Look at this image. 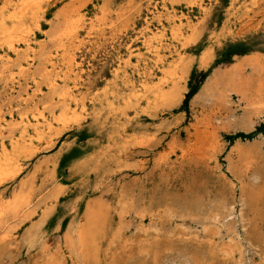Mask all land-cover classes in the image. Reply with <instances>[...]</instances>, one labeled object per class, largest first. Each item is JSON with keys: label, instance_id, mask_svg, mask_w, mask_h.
<instances>
[{"label": "rangeland", "instance_id": "rangeland-1", "mask_svg": "<svg viewBox=\"0 0 264 264\" xmlns=\"http://www.w3.org/2000/svg\"><path fill=\"white\" fill-rule=\"evenodd\" d=\"M163 1L39 0L0 43V149L31 125L0 174V264H264V0ZM162 3L205 12L173 42ZM162 28L176 93L120 115Z\"/></svg>", "mask_w": 264, "mask_h": 264}, {"label": "bare ground", "instance_id": "bare-ground-1", "mask_svg": "<svg viewBox=\"0 0 264 264\" xmlns=\"http://www.w3.org/2000/svg\"><path fill=\"white\" fill-rule=\"evenodd\" d=\"M38 3H39V0H17L14 4L11 5L12 6V13L9 14L8 18H6V19L3 18L4 20L0 24V43H1V46H2V44H8L7 43V37H9V35L14 33L15 31H18L19 27H21V26L23 27V25L25 24V22L27 21L29 16L32 14V12L35 11ZM158 9L170 10V12L172 14L170 19H172L173 21H176V23H177L176 27H174L172 29L171 40L173 42L174 41H180V39L182 40V38L184 37L183 30L186 28H189L191 26L189 23H192V21H191L192 18L190 16L192 7H186L184 9V11L178 12L177 8H174L173 6L168 7L165 3H162L160 8H158V6H152L151 14L158 12ZM193 11L197 12L198 14H201V12H205V7L200 3V4L196 5V7L194 8ZM157 14H159V13H157ZM8 22L10 23L9 25H7ZM164 37H166L165 28H162L160 31H158L157 33H154L150 37L151 41L155 42V47H153V50H151L150 54L152 56H153V54L156 55L155 56L156 58L152 61H154L153 66L156 68V71H157L156 75L158 76V78L154 79L152 77L153 74L149 73L148 71L136 70L135 73L138 76L139 84L133 83L131 81L130 77H127L125 79V85L124 86L129 91H128V93H122L120 95L112 94L113 100L108 104V106L111 110H114L113 109L114 103H117L119 105L117 108V111L120 113V115H123V116L133 115L135 117L137 109L143 103L146 104L148 108H152L156 103H164V104L167 103L175 95L176 90H177L176 89L177 82L180 78L178 71H179V68L181 66V61H173V60L165 58L164 55L163 56L159 55L158 47L163 48L162 43L164 42V39H165ZM185 45H187V44H185ZM35 46H36V43L34 42V40L26 39L25 44L23 46L25 49L23 51L20 50L19 48L15 47V46H12V45H10L8 49L11 51L13 56L19 57V56H21L22 53L26 54V55H29V53H32ZM168 54L172 55V52L169 51ZM9 58H10L9 55H4V56L0 57L1 61H4L6 63H9L8 62ZM137 60L139 61V58H137ZM77 68H79V67H77ZM150 70H152V69H150ZM114 73H115L114 77H117L119 74L118 69H116V71ZM65 97H66L65 94H62V100H65L67 98V97L66 98ZM115 107H117V106H115ZM67 110L69 111V109H67ZM41 119H42L41 121L39 119H36L35 123L34 122L32 123V129L36 133H38L40 131V129L43 127V125H45V126L49 125L47 123V121L45 120V116L42 117ZM23 123H25V125H23V127H22V129H23L22 132L20 131L21 135L19 136L18 140H16V141L14 140V142L10 146V149H8L6 146H4V144L1 145L2 146L0 149V174L1 175L3 172H5V171L7 172L8 169H11V168H8L11 165H15L17 167L15 174H12L11 177L16 175L17 172L20 171V164H19V162L17 163V161H16V159H17L16 155H17V151H18L19 147H21L20 143H22L24 138L26 139V136H24L25 130H27L29 127H31L30 124L24 122V120L21 119L19 121V124H23ZM14 125H15V123H14ZM45 126H44V128H45ZM40 134L43 135V133H40ZM20 140H22V141L20 142ZM28 140H30V139H28ZM29 144H30V142H29ZM2 178H3V176H2ZM2 178L0 177V180ZM16 203H18V198L15 199V204Z\"/></svg>", "mask_w": 264, "mask_h": 264}]
</instances>
